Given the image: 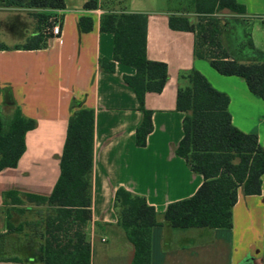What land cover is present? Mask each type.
<instances>
[{
	"label": "crops",
	"instance_id": "1",
	"mask_svg": "<svg viewBox=\"0 0 264 264\" xmlns=\"http://www.w3.org/2000/svg\"><path fill=\"white\" fill-rule=\"evenodd\" d=\"M88 0H65L63 9H33L51 14L61 33L38 49H15L40 33L45 24L28 18L25 8L0 5V25L7 29L9 15L31 21L33 34L13 37L9 49H0V107L10 115L20 107L34 127L26 133V150L16 167L0 171V258H30L29 261L1 260L0 264H41L40 236L35 240L25 230L21 213L13 212L8 229L3 193L9 190L49 195L60 174V160L70 115L79 108L95 111V148L92 188V218L85 227L91 244V264H131L135 247L118 223L115 193L120 187L143 195L155 207L162 225L151 234V264H264V174L260 194L238 189L231 228H176L163 214L175 201L192 196L203 176L176 153L183 132L184 112L177 110L180 86L188 85L181 73L199 70L218 90L230 97L232 123L245 133L258 136L264 146V99L251 92L239 76H226L210 63L194 56L196 33L173 30L171 15L197 20L194 0H163L170 8H157L158 0H99L96 9H86ZM246 13L232 16L222 41L233 57L252 59L246 45L248 35L264 52V0H238ZM148 14V58L168 65V80L162 92L147 93L145 106L152 111L153 130L147 144H136V128L143 112L134 90L124 81L135 69L117 62L113 72L100 68L99 59H113L114 36L100 30L106 10ZM11 12V13H10ZM222 14H220L221 16ZM92 19V29L83 31L79 20ZM18 34V28L10 29ZM19 207V206H18ZM28 206L27 208H30ZM20 225V226H19ZM22 225V226H21Z\"/></svg>",
	"mask_w": 264,
	"mask_h": 264
},
{
	"label": "trees",
	"instance_id": "2",
	"mask_svg": "<svg viewBox=\"0 0 264 264\" xmlns=\"http://www.w3.org/2000/svg\"><path fill=\"white\" fill-rule=\"evenodd\" d=\"M4 7L26 9H63L65 0H0ZM99 0H88L86 9H96ZM197 20L184 15H171L173 30L196 33L194 56L207 60L222 75L242 77L251 92L264 99V52L257 49L248 35L246 45L252 59L241 61L232 56L222 41L228 26L220 14L228 10L236 15L246 13L238 0H194ZM39 24L51 25V14L34 13ZM83 31L92 29V19L79 20ZM100 30L114 36L113 59L100 58L99 66L113 72L116 63L135 69L124 81L134 90L143 112L136 128V144L143 147L153 130L152 111L145 106L147 93H160L168 80V65L148 58V14L126 10H106L100 17ZM53 36L40 31L15 49L45 47ZM0 43V49H9ZM188 85L177 91L176 108L184 112L183 132L176 153L192 171L203 176V183L190 197L170 203L164 221L176 228H231L232 211L238 200V189L248 195L260 194L264 174V146L258 136L245 133L232 123L230 97L216 89L199 70L181 73ZM34 121L15 107L10 115L0 107V171L16 167L26 150V133ZM95 148V111L79 108L69 117L66 139L60 160V174L49 195L18 190L3 193L7 206L8 229L17 230L12 213L23 214L22 206L46 207L40 223L44 225L38 246L41 264H91V244L85 227L92 218V188ZM118 223L135 247L131 264H151V234L162 225L155 207L145 196L124 187L115 193ZM19 206V207H18ZM20 226V225H19ZM22 226V225H21ZM8 261H29L30 258L1 257Z\"/></svg>",
	"mask_w": 264,
	"mask_h": 264
},
{
	"label": "rangeland",
	"instance_id": "3",
	"mask_svg": "<svg viewBox=\"0 0 264 264\" xmlns=\"http://www.w3.org/2000/svg\"><path fill=\"white\" fill-rule=\"evenodd\" d=\"M170 7H171V3H168L167 1L164 2L163 0H158L157 2V8H170ZM26 11H29L28 13H30L27 14L28 18L31 19L33 16L36 17L33 12L34 11L33 9H26ZM13 14L11 13L8 18L9 25L7 27L9 29H7L4 25L2 26V24L0 25V43L9 44L12 42L14 36L19 37V36H23V34L24 35L33 34L30 27L31 21L26 17L20 16V14L19 15H13ZM221 14H222L221 17L225 21H230V19L232 18V16L228 17L224 15V11H222ZM13 27L18 28L19 35L12 33L10 29ZM22 207L26 209V211L23 214H21L23 219L22 222L23 225L25 226V230L30 232L31 237L34 236L35 240L39 239L44 231V225L43 223L37 225V223L42 221L43 216L46 213V207H37L34 205H32L30 208H27V206H22Z\"/></svg>",
	"mask_w": 264,
	"mask_h": 264
},
{
	"label": "built area",
	"instance_id": "4",
	"mask_svg": "<svg viewBox=\"0 0 264 264\" xmlns=\"http://www.w3.org/2000/svg\"><path fill=\"white\" fill-rule=\"evenodd\" d=\"M49 22L51 23V25L47 26L46 34H50L53 37L60 35V33H61L60 23L54 18H50Z\"/></svg>",
	"mask_w": 264,
	"mask_h": 264
}]
</instances>
